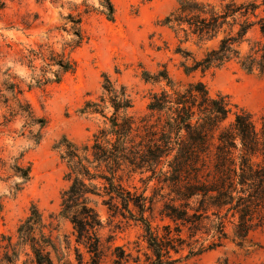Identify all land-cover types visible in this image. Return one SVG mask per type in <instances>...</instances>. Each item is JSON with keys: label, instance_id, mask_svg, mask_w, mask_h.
Returning a JSON list of instances; mask_svg holds the SVG:
<instances>
[{"label": "trees", "instance_id": "obj_1", "mask_svg": "<svg viewBox=\"0 0 264 264\" xmlns=\"http://www.w3.org/2000/svg\"><path fill=\"white\" fill-rule=\"evenodd\" d=\"M174 1L176 7L162 25L179 43L175 53L192 60L191 65L181 64L187 76L230 63L247 74L264 75V0H218V5ZM83 5V15L95 12L114 20L111 0H98L96 6L83 0ZM67 19L72 26L62 30L72 34L62 39L59 54L51 53L46 60L42 51H32L44 65L31 76L29 88L58 84L63 75L74 72L70 54L84 41L82 17ZM252 32L259 37L251 38ZM212 41L216 45L199 60L181 48L189 42L201 47ZM243 44L248 47L245 53ZM142 77L146 83L165 82L167 89L152 93L146 114L136 119L126 88L103 74L98 100L86 102L80 110L101 119L91 140L77 145L63 138L54 147L65 166L67 183L60 195V211L46 222L33 205L19 223L15 241L13 236L0 235L1 262L15 264L23 255L22 264H102L97 202L109 217L139 224L147 245L143 260L114 248L112 264H174L180 259L173 255L184 248L189 259L228 240L241 245L252 233L264 230V114L239 107L227 95L211 97L200 81L174 89L165 68L156 74L144 71ZM37 123L43 128L45 122ZM39 140L38 134L36 144ZM19 173L23 183L30 180L29 166ZM135 174L145 176L142 192L127 185ZM150 183L151 195L146 196ZM156 198L161 202L160 221H167L160 227H153L150 217ZM60 221L70 224L72 242L54 235ZM215 264L232 263L222 259Z\"/></svg>", "mask_w": 264, "mask_h": 264}, {"label": "rangeland", "instance_id": "obj_2", "mask_svg": "<svg viewBox=\"0 0 264 264\" xmlns=\"http://www.w3.org/2000/svg\"><path fill=\"white\" fill-rule=\"evenodd\" d=\"M218 5V0H202ZM237 3L261 0H234ZM97 5L98 0H88ZM114 20L109 22L99 13L83 15V0H0V235L13 236L19 223L35 205L44 220L60 211V195L67 187L63 176L65 166L55 145L63 138L82 145L89 142L101 125L97 116L80 113L88 101H97L102 92L103 74L117 86H124L133 108L131 114L140 118L146 114L150 95L167 89L166 83H146L143 72L156 74L163 68L173 82V88L185 89L188 84L202 82L211 97L227 95L231 102L255 114H264V75L247 74L236 63L219 69L183 72L182 63L192 60L175 53L179 45L173 33L162 25V20L175 9L174 0H111ZM81 15L82 45L70 58L75 70L63 75L58 84L43 88H29L31 76L37 74L44 62L34 53L42 51L46 60L51 53L61 52L62 39L72 32L62 30L72 26L67 16ZM250 37L258 38L252 32ZM212 41L198 47L192 42L181 45L201 59L206 50L214 47ZM243 53L248 47L243 44ZM47 62V61H46ZM53 69H56L53 67ZM38 120H44L40 128ZM39 143L36 144L37 136ZM30 167V180L23 183L19 170ZM145 176L133 175L129 187L138 192L145 189ZM152 183L146 196L151 195ZM159 198L153 201L152 226H161ZM102 222L98 231L101 241L102 264H112L114 248L119 247L132 257L148 253L141 226L133 221L109 217L106 209L96 204ZM54 235L73 240L68 222H58ZM84 259L87 255L81 249ZM188 249L173 255L180 259L174 264H215L227 259L232 264H264V230L252 233L241 245L228 240L222 247L186 259ZM1 259V254H0ZM21 255L15 264H22ZM71 260L74 254L71 252ZM0 264H5L0 261Z\"/></svg>", "mask_w": 264, "mask_h": 264}]
</instances>
